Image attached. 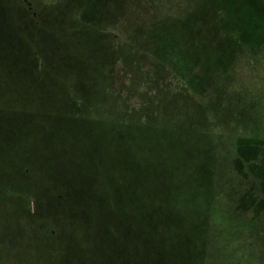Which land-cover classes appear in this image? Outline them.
<instances>
[{
  "label": "rangeland",
  "instance_id": "obj_1",
  "mask_svg": "<svg viewBox=\"0 0 264 264\" xmlns=\"http://www.w3.org/2000/svg\"><path fill=\"white\" fill-rule=\"evenodd\" d=\"M0 264H264V0H0Z\"/></svg>",
  "mask_w": 264,
  "mask_h": 264
},
{
  "label": "flooded vegetation",
  "instance_id": "obj_2",
  "mask_svg": "<svg viewBox=\"0 0 264 264\" xmlns=\"http://www.w3.org/2000/svg\"><path fill=\"white\" fill-rule=\"evenodd\" d=\"M30 202L32 203L31 205L35 207V201H30Z\"/></svg>",
  "mask_w": 264,
  "mask_h": 264
},
{
  "label": "trees",
  "instance_id": "obj_3",
  "mask_svg": "<svg viewBox=\"0 0 264 264\" xmlns=\"http://www.w3.org/2000/svg\"><path fill=\"white\" fill-rule=\"evenodd\" d=\"M28 5V4H27ZM28 9L31 11L32 10V7L30 5H28Z\"/></svg>",
  "mask_w": 264,
  "mask_h": 264
}]
</instances>
